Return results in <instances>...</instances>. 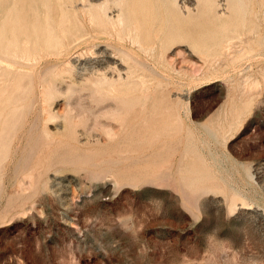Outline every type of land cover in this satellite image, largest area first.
Listing matches in <instances>:
<instances>
[{
  "label": "rangeland",
  "instance_id": "obj_1",
  "mask_svg": "<svg viewBox=\"0 0 264 264\" xmlns=\"http://www.w3.org/2000/svg\"><path fill=\"white\" fill-rule=\"evenodd\" d=\"M0 264H264V0H0Z\"/></svg>",
  "mask_w": 264,
  "mask_h": 264
},
{
  "label": "bare ground",
  "instance_id": "obj_2",
  "mask_svg": "<svg viewBox=\"0 0 264 264\" xmlns=\"http://www.w3.org/2000/svg\"><path fill=\"white\" fill-rule=\"evenodd\" d=\"M163 2V1H162ZM101 8V7H100ZM122 10V11H121ZM166 10V9H165ZM119 12H121V15H122V13H124V12H127L126 11V8L125 7H123V8H121V9H119ZM89 13V12H88ZM112 13V12H111ZM89 15V14H88ZM109 15V14H108ZM138 16L136 17L137 19H141V16L139 15V14H137ZM114 15H112V17H113ZM109 17V16H108ZM118 18H117V20H119L120 21V16L118 15L117 16ZM88 18V17H87ZM116 18V17H115ZM89 20H91L90 18H88ZM107 19V18H106ZM127 20V19H126ZM110 21V20H109ZM116 21V20H115ZM113 22V21H112ZM118 22V21H117ZM169 22V21H168ZM242 22V21H241ZM90 24H91V21L89 22ZM88 23V24H89ZM109 23V22H108ZM170 23V22H169ZM243 23V22H242ZM87 24V25H88ZM119 24H121V22L119 23ZM119 24H117V29H118V27L120 26ZM113 25H115V24H113ZM112 25V26H113ZM91 26V25H90ZM90 26H88V28L90 29L91 27ZM244 26V25H243ZM110 27H111V25H110ZM113 27H115V26H113ZM116 28V27H115ZM137 27H136V25H135V27H134V29L136 30V32H137V29H136ZM155 28V27H154ZM159 28V27H158ZM161 28V27H160ZM110 29V28H109ZM116 29V30H117ZM133 29V28H132ZM165 29H166V27H165ZM172 29V28H171ZM112 30V29H111ZM135 30H133L134 31V34H135ZM159 30V29H158ZM162 30V29H161ZM93 31V30H92ZM94 31H98L99 33H102L103 35H107V34H109V35H111V33L114 35V33L111 31V33H109L106 29H102V28H99V29H95ZM126 31V30H125ZM160 31V30H159ZM166 31V30H165ZM221 32V31H220ZM119 33V32H118ZM129 33V32H128ZM128 33H127V38H128ZM131 33H133V32H131ZM164 33V32H163ZM169 33V32H168ZM162 34V33H161ZM161 34H159V35H161ZM109 35H107L108 37H109ZM112 35V36H113ZM136 35V34H135ZM112 36H110L111 38H112ZM130 36V35H129ZM137 36V39H135V41H134V46H136L139 50L138 51H140V50H142L143 52L145 51V52H149L148 50V48H144V44L142 45V43H141V41H140V36L141 37H145V36H148L149 38H152V37H156L157 36V34L156 33H154L153 32V30L152 31H150L149 29H147V31L146 30H143L141 33H139V34H137L136 35ZM161 37V36H160ZM242 37H243V35H242ZM115 39H116V36L114 37ZM122 38H124V37H122ZM126 38V37H125ZM126 38V39H127ZM136 38V37H135ZM158 38V37H157ZM120 40V39H119ZM123 40V39H122ZM127 40H129V39H127ZM127 40H126V42H127ZM165 40V39H164ZM244 39H242V41H243ZM131 42V44H132V40L130 41ZM162 42H163V40H162ZM246 42V41H245ZM154 43V42H153ZM165 43V42H164ZM231 43H232V41H231V39L230 38H228V37H225L224 39H222L221 40V44L216 48V51H215V54H214V58H219L218 60H220L222 57H224V59H225V57L227 56V55H229V52H230V50H229V48L230 47H232V45L234 46V41H233V44L231 45ZM240 43H241V41H240ZM151 44V43H150ZM160 44V43H159ZM236 44V43H235ZM148 45V44H147ZM241 45V44H240ZM147 47V46H146ZM234 47H236V45L234 46ZM239 47H237V49H238ZM153 49V48H152ZM159 49V48H158ZM157 49V50H158ZM232 49H234V48H232ZM231 49V50H232ZM236 49V50H237ZM240 49V48H239ZM243 49V48H242ZM137 50V49H136ZM152 51V50H151ZM233 51V50H232ZM238 52H239V50H237ZM236 51V52H237ZM141 52V51H140ZM204 52V51H203ZM152 53V52H151ZM151 53H149L150 55H151ZM234 53V52H233ZM233 53H232V55H233ZM143 54V53H142ZM230 54H231V52H230ZM156 55V54H155ZM202 56H205V55H203V54H201ZM145 56H147L148 57V54H145ZM152 56V55H151ZM157 56V55H156ZM160 56V55H159ZM159 56H158V58H159ZM161 57V56H160ZM206 57V56H205ZM204 57V58H205ZM212 57V56H211ZM231 57V56H230ZM230 57H228V60H230L229 58ZM151 58V57H150ZM157 58V57H156ZM157 58V59H158ZM207 58V57H206ZM209 58V57H208ZM207 58V59H208ZM209 59H211V60H213V58H209ZM223 59V58H222ZM223 59V60H224ZM211 60H208V61H204L205 62V64H207V62H211V64H212V61ZM215 60V59H214ZM213 60V62H215ZM227 60V61H228ZM160 61V60H159ZM225 61H226V59H225ZM217 62V61H216ZM208 66V65H207ZM209 67V66H208ZM218 119V118H217ZM217 121V120H216ZM218 126H219V124H218ZM221 126V125H220Z\"/></svg>",
  "mask_w": 264,
  "mask_h": 264
}]
</instances>
